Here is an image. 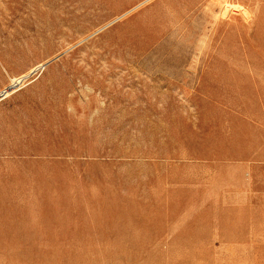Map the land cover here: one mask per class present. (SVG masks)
<instances>
[{
	"label": "rangeland",
	"instance_id": "obj_1",
	"mask_svg": "<svg viewBox=\"0 0 264 264\" xmlns=\"http://www.w3.org/2000/svg\"><path fill=\"white\" fill-rule=\"evenodd\" d=\"M40 63L0 264H264V0H0V90Z\"/></svg>",
	"mask_w": 264,
	"mask_h": 264
},
{
	"label": "bare ground",
	"instance_id": "obj_2",
	"mask_svg": "<svg viewBox=\"0 0 264 264\" xmlns=\"http://www.w3.org/2000/svg\"><path fill=\"white\" fill-rule=\"evenodd\" d=\"M42 64L40 63V64H37V65H35V66H33L32 68H30L26 73H24V74H21V75H19V76H15V77H11V80L13 81V82H18V81H20L21 79V77L22 76H26V75H28V74H30L33 70H35V69H37L38 67H40ZM40 70V69H39ZM21 76V77H20ZM11 84V83H10ZM24 84V83H23ZM19 87V86H18ZM12 91H14V88H12L10 91H8L7 92V94H9V93H11Z\"/></svg>",
	"mask_w": 264,
	"mask_h": 264
},
{
	"label": "built area",
	"instance_id": "obj_3",
	"mask_svg": "<svg viewBox=\"0 0 264 264\" xmlns=\"http://www.w3.org/2000/svg\"><path fill=\"white\" fill-rule=\"evenodd\" d=\"M19 82H20V81H18V82H13V81L11 80V82H10L11 84L9 83L7 86L3 87V88L0 90V100H1L2 98H4L6 95H8L7 92L10 91L12 88H15V86H16L17 84H19Z\"/></svg>",
	"mask_w": 264,
	"mask_h": 264
}]
</instances>
